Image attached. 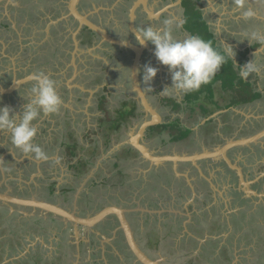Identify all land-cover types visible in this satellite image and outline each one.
I'll use <instances>...</instances> for the list:
<instances>
[{"label":"flooded vegetation","instance_id":"1","mask_svg":"<svg viewBox=\"0 0 264 264\" xmlns=\"http://www.w3.org/2000/svg\"><path fill=\"white\" fill-rule=\"evenodd\" d=\"M70 1L71 0H49L48 2L51 4L53 9L46 8V11H44L40 9L41 4L43 3L42 0H0V69H2L1 67L3 64L6 68L4 74L0 73V86L5 89L11 87L12 85L15 86L11 93L0 94V107L8 106L12 108L17 114H19L25 105V101L30 100L29 89L32 86V82L28 80L27 77H29L33 73L43 71L50 78L57 81V91H59L62 100L71 102L73 106H75V101L81 103L82 98L80 95L84 93H87L92 98L94 97L93 94H90L89 90H83L82 85L94 86L95 84L100 83L103 93L98 95L97 100L99 102L101 100V97L107 98L106 110H102L100 108V103L98 105V111L104 113V117H100V120L106 118V113L109 111H107V108L110 109V107L108 106L111 103L109 97L112 96V90L109 88H112L114 86L113 84L117 78L119 80L118 82H121L123 90L121 91V93H119V95L122 96L120 106L113 108L115 109L116 113V123L118 125H121V128L125 127L127 128V130L130 128V131H132L134 127H137V125L142 124L146 121L153 120V116L146 112L141 101L139 100L137 91H135V80L133 77V64L134 59L136 58L135 51L115 45L105 39V37L103 38V36L99 33L91 30L88 26L81 24L70 10ZM184 1L185 0H181V3L179 4V0H76L75 7L77 12L83 18H85L90 23L97 25L106 34V36L115 38L117 40L121 39L131 42L140 48L141 46H139L135 41L136 28L139 29L140 27L147 28L149 26H152L158 31H163L165 28L163 21L166 19H171L173 21L171 28L174 39L183 40L189 36H195L191 32L186 31V29L184 28ZM195 1L197 2V0ZM222 1L223 3H225V6L229 11L234 12L233 14H238L239 11L241 12L240 9L235 7V5L232 3V0ZM43 4L45 5V3ZM35 9H37V15L38 13L41 15L38 19L40 21L41 28L43 23V29H41L43 33L42 40L44 41V46L47 48V50L50 51V55L46 56V53H42V48H44V46L41 45L40 55L37 56L38 61H35L36 68H34L33 60L31 61L29 59V67H26L27 69H24L20 67V63L18 64L17 60L16 63L13 61L15 60L12 58V55L14 53L10 49L13 48V45L17 46L14 50L17 49V52L20 53V50L22 49L20 48V46L23 42L25 45L30 44L27 48L24 46L21 50L23 53H25V57L29 55L30 50L32 52L34 51L35 41L33 39H27V37H25V34L22 36L21 32H25V30H27L26 33L30 35L32 33H37V31L31 32L33 28L27 25L29 22L28 17L33 16V10ZM250 21L251 24L250 22L249 24L244 23L247 26V28L245 29L256 27L264 30L263 21L260 22L253 18L250 19ZM174 23H178L177 27L173 26ZM35 27H37V25H35ZM237 27L240 28L239 26ZM235 43L238 44L237 42ZM147 46L149 47V49L143 51L140 58V64L138 66L140 85L146 96V99L148 97L150 98V96H154V98H156L155 102H148L154 109H156L161 118L160 120L155 119V122L160 121L159 125L152 126L147 130L145 134V144H147L146 142L148 141L147 146L149 147L150 152L154 153L156 156H174V153L168 155L162 154L164 151V146H160L162 143L161 138L164 136L166 130H170V132L172 131L173 136H175L174 132L176 131V128L189 131L190 129L187 128L186 123H179L178 121L168 124L167 122H165V120H168L170 118H167L166 116L167 113H171L172 115H174L181 110H184V113L188 115V111L190 108L187 109V106H189L190 104L186 103L187 93L183 92L184 97L182 101L179 100L181 98V91H176L175 89H173L169 93H163L165 89L171 87L172 75L169 72L168 68L161 65L155 58L154 46L151 44H147ZM259 48H261V46L253 42L251 48L245 50L247 51V53L244 55L245 51H243L241 55L243 57H246L247 54L249 55V51ZM44 57L47 58V64H50L48 68H46L44 65ZM145 65H151L152 67L158 69L157 76L150 83H153L155 91H152L154 93H149V87H146L143 81L142 69ZM108 77L110 80H104ZM260 78L261 77H258V79ZM14 81L19 83V85H17ZM157 84L160 87L157 86ZM161 84H163L164 86ZM255 90L256 89H253L254 93L261 95V93ZM231 94L233 95V93ZM258 100L260 99H256L250 103L252 104ZM178 101H180V103ZM133 105H136L135 116L131 117L128 122H122V120L119 121L120 114H122V112L124 113L133 109ZM62 106L61 110L67 107L63 103ZM81 107L82 106H76V108ZM68 111V109H65V113L60 114V116L52 115L41 117L39 120H42V122H44L45 124L49 123L51 125L52 122L50 118L57 117L65 122L64 124L66 128V124L68 122H66V120L64 121L63 117L68 116ZM163 113L164 116L166 115L164 118L163 116H161ZM203 118L205 119L204 116ZM204 119L202 120L204 121ZM99 122V120L96 121L97 125L99 124ZM109 123L106 124L109 125ZM101 125L102 124H100V126ZM103 127L104 126L102 125V128L97 127L94 128V130L96 129L98 133L100 132V129H103ZM110 130L113 131V129ZM47 131L48 130L46 129L45 132ZM190 134L191 131L188 136L182 140L174 141L172 140V136H170V139L173 142V145L177 144V146H182L184 145V143L185 145L187 144ZM42 136L43 134H41L39 137H35L37 139L36 142L39 145H41L40 142L43 140L41 138ZM74 136L75 135H73L71 132H68L67 136H65V138L63 137L61 148L64 145L67 146L74 144L76 140ZM147 137L148 139H146ZM234 141L236 140L226 141L225 144L205 143V145L196 144V142L193 141L194 149L191 150V152H184L183 154L177 155H194L202 154L205 152L212 154L222 150L225 145ZM261 141H264V137L259 140V142ZM258 144L260 143H257V145ZM253 145L256 144H251L248 149L244 146H234L226 150L224 155L199 159L196 161V165H194L192 162L175 163L172 161H166L159 164L152 163L141 158L138 151H136L131 146L132 150H130L129 153H132L131 155H134V160L145 167L147 166V169H144L145 173H142L138 176L142 186L144 184H148L149 182H154V186L156 188H151V190H162L165 194L167 193L169 199L166 198L167 200L165 199L166 201L163 202V200L160 199L159 196H155L154 198L156 200L154 201L153 199L149 198L150 193H148V198L152 201H150L144 207L145 209L140 208V204L136 201L131 202L132 199L129 202L121 201L117 203V205H120L125 209H136V211L132 210L125 214L131 224L133 231L134 226L131 216L134 213H137L138 215L143 214L145 223L151 224L150 231L146 233L145 236L147 244H159L163 238L165 240L167 238H170L169 236H177L182 242V247L184 248V250L188 249L187 251L189 252V254H196V256H198L199 258L203 256L210 257L213 254L214 256H218L219 259L222 257H228L230 262H233L234 253H232L231 251L226 252L225 250L214 248L211 244L216 242L217 238L221 237V234L223 235L226 232L234 229L239 231L240 228H238V220L241 222L242 220L244 221L247 217L245 206H248L249 203H251V199H256V197L254 196H252L251 198L247 197L246 193L239 187V184L241 185L242 183V185H244L246 182L251 181L254 185L253 188L259 187L264 190V187H262L264 184V180L261 178V173L262 175H264V163L261 162L262 165H260L261 167L259 169H255L254 167L253 170L247 172L244 175L240 174L237 169L235 170L230 166V161L232 163H236L235 160H237L239 155H242L245 158H256V156L257 158H263L264 151L260 148V146L255 147ZM152 146H155V149ZM244 148H246V150ZM196 149L199 150L197 151ZM12 151H14V155ZM0 152V182L3 179L6 180L10 177L9 171L5 169V164L13 161L15 162L13 172L16 173V176H21L23 174L24 167H27V165L30 166V164H32L31 162H33L34 164L32 169L34 170V172H36V174L38 173L36 164L37 161L33 158L25 157L19 151L13 150L10 142V137H8L7 132H0ZM21 158L24 159L23 162ZM255 158H252L251 160V162H254V165L257 162L254 161ZM50 163L51 161H49V164ZM257 163L260 164L259 162ZM41 164V167H45L43 166L45 162ZM21 165L23 167H20ZM79 167L81 168V166ZM181 171H184L185 175L189 174V176H191L192 178H196L197 180L201 181V183L199 184H201L205 188V191L207 190L210 195H213V192L215 191L213 187H211V182L212 178H214L216 175L218 179L221 180L219 181V183L222 189L223 187L225 188L224 194H221L222 197L220 195L217 196L218 198H221L223 200L222 208L227 209V206H233V208L239 209L238 211L240 212V214L233 212L232 210L230 214L225 211L224 214L219 212L216 216L215 213L216 217L214 216L215 219H213V221H210L211 215L210 213L208 215L207 210L204 214L205 216L202 217V219H199L202 215L198 214V217H194L192 214V218L194 217V220L189 226L187 225L190 230L185 231L184 223L188 220V217L186 215L172 213L175 210H181L184 212L186 211L185 207H183L182 204L176 203V201H179L178 195H180L181 197L184 196V192L186 190V187H181V185L178 184L181 181H184L185 177L184 174H182L184 177L181 176ZM54 175V169L49 170V173L46 174V176H48V181H51H49V183L45 185V188H42L44 189V192H41L39 195L35 194V186L31 184L29 187L32 188L27 187V185L26 187H24L26 193L30 194V197L32 194L34 195L32 197H35L39 200L57 204L63 208H66L70 212L74 211L81 217L94 216L105 207L112 205L108 202L103 203V201L97 202L99 205L97 203H95V205L87 203L86 205L81 206V201L77 199L74 203H70L71 205L68 207V205H65V202H70V200L72 199V195L70 194L74 193L75 191L71 188L64 190L66 185L60 187L58 181H56V179L54 180ZM230 175H233V179L230 178ZM234 178L235 180H237V187L236 184L233 183ZM2 184L4 185L2 187L3 190H6L8 185L10 189L9 191L12 194L24 197L23 195L16 194L15 191H13V188L15 189V187L12 183H8L7 181L6 183ZM185 185L187 186L186 183ZM177 186H179V188ZM181 192L184 194H182ZM200 194L203 195V193ZM190 195L191 197L194 196V194L192 193ZM227 195H229L230 198H225V196ZM233 195H236V198H234ZM28 197L26 196L25 198ZM50 198H52V201L50 200ZM212 199L213 198H211V201ZM259 204L260 205L257 206L254 215L251 217L253 226L248 227L247 225H244L241 229L246 230L245 233L242 231L244 235H248L251 229V232L254 231L253 233L257 234L260 239H264V200ZM13 207L14 208L11 209L10 206L4 205L2 202H0V213L2 214V218L0 217V220L5 218V216H7L10 211H12L13 215H11V217H20L22 220H27L33 225L42 224L43 221L51 225H55L59 230H61L62 236L64 238L66 237L65 224L68 223V226H72L74 228V225L71 222H64L61 217H57L51 213L41 210L34 211L32 209L23 207L20 208L15 205H13ZM76 207H78L79 210L76 211ZM244 207L245 209H242ZM119 224L120 223L117 217L115 215H111L104 221L97 223L93 228H82L87 230L91 245H94L95 238V231H92L94 229H98V234H95L99 236L97 237V239L100 240V242H98V240L96 239V244L100 247L101 250L100 245L105 239H103V235L100 233V230H103L102 227L106 225H110L112 227L110 235L113 241L115 240L114 238H112L114 236V231L118 228ZM260 225L263 227V231L261 230V234L258 233ZM62 226L64 228H62ZM162 232L165 233V237L161 235ZM118 234H120V237H118ZM214 235L216 236V239L213 237ZM116 238L121 239L119 241H122L123 244V247L120 248V256L117 258V264H141L140 262L136 261L135 256L132 254L129 246L127 245L126 235L123 230L116 233ZM135 238L138 241L140 247L146 252V254H148V256L154 259H161L162 263L164 264V259L157 258L146 251V248L142 244L145 238H137L136 234ZM246 238L249 237L245 236V239ZM204 240L205 243H202V241ZM13 248L15 249V244H13ZM259 252H256L255 254H260ZM189 254L187 253V255ZM124 255L126 256L124 257ZM255 256V260L260 257L259 255ZM129 257L131 258L129 259ZM125 258L128 259L127 263L125 261ZM191 260H193V258ZM221 262L222 261H218L217 264H220ZM252 262L255 264L256 261ZM3 263L4 262H2V264Z\"/></svg>","mask_w":264,"mask_h":264},{"label":"rangeland","instance_id":"2","mask_svg":"<svg viewBox=\"0 0 264 264\" xmlns=\"http://www.w3.org/2000/svg\"><path fill=\"white\" fill-rule=\"evenodd\" d=\"M42 1L43 3H45V5L42 3L40 9L44 11H46V8L53 9L51 4L48 2L49 0H42ZM248 7L255 10L257 15L264 16V0H248ZM39 16L41 15L39 13L37 15V9H35L33 10V16L28 17L29 22L27 25L33 28L31 32L37 31L36 34H33V33L31 35L27 34L26 33L27 30H25V32H21L22 36L25 34V37H27V39H30V40L33 39L35 41L34 51L32 52L30 50L29 55L25 57V53H23L21 50L23 49L24 46L27 48L30 44L25 45L23 42H22V45L20 46V48H22L20 50V53L17 52V49L14 50L17 46L13 45V48L10 49L14 53L12 55V58L15 60L13 61L16 63V60H17V63L18 64L20 63V67L24 69H27L26 67H29L30 60L31 61L33 60L34 68H36L35 64L38 61L37 56L40 55V50H41L40 47L41 45L44 46V41L42 40L43 33L41 30L43 29V23H42V28H41L40 21L38 19ZM35 25H37V27H35ZM177 25L178 23H174L173 26L177 27ZM243 31H241V33H239L238 36L234 37V40H233V42H237L238 44H240L239 47H243L245 44H249L248 41H243L244 40V36L242 35ZM44 48H42L43 50L42 53H46V56L50 55V51L47 50L45 46ZM46 59L47 58L44 57L43 62H44L45 67L48 68L50 64H47ZM236 63L241 66V64H239L238 61H236ZM231 65H232V69L234 70V73L239 76L238 69L236 68V66L234 64H231ZM4 66L5 65L3 64L1 67L2 69H0V73H3V74L5 73L6 68ZM104 80L108 81L110 79L108 77L107 79H104ZM118 81L119 80L116 78V81L113 84L114 86L112 88L111 87L109 88L112 90L111 91L112 96L109 97L111 101V103L109 104L110 109L120 106V101H121L122 96L119 95V93H121V91L123 90V86L121 82H118ZM100 85H101L100 83H97L94 86H89V85L83 86L82 85L83 90L84 89L89 90L90 94H93L94 97L92 98L87 93L86 94L84 93L80 95L82 98L81 103H78L75 101V106H73L71 102H66L65 100H63V104L66 105L67 107L63 108L62 110L60 109L59 114H57L56 116H60V114H64L65 109L69 110L67 112L68 116L63 117L64 121L66 120V122L71 120L70 124L69 123L66 124V128L64 124L65 122H63L62 119H59L57 117L50 118L52 122L51 125L49 123L45 124L44 122H42V120L35 122L36 127L38 128L36 137H39L41 134H43V136L41 137L43 140L40 142L41 143L40 146L46 153L49 154L50 159L47 162L37 161L36 163L37 171H38L37 174L32 169L34 164L33 162H31L32 164H30V166L27 165V167H24L23 174L21 176H16V173L13 172L14 167H15L14 161L5 164V169L9 171V174H10V177L8 178V183L13 184V186L16 189L15 190L13 188V191H15L16 194L23 195L24 197L26 196L30 197V194L26 193L25 188L20 187V179L18 180L19 177H22L24 180H26L27 182L29 181V183L35 186V194L39 195L41 192H44V189L42 188H45V185L48 184L49 181H51V180L48 181V176H46V174L49 173V170L54 169L55 174H58L60 172V176H65L64 184H60L58 180L59 186L61 187V186L66 185L64 190L71 188L72 190L75 191L74 193L70 194L72 195V199L70 200V202H65V205H68V207L71 205L70 203L72 202L74 203L77 200V197L81 201V206H84L87 203H91L95 205V203L97 202H103V201H104L103 203L110 202V200L114 202L115 201L116 202H121V201L129 202L132 199L133 201H136L137 203H139L140 208L142 209H145L144 207L150 201H152L149 198L155 201L156 199L154 197L159 196L160 199L163 200V202L167 200L166 199L168 198L167 193L165 194L162 190H155V191L151 190V188H156L154 186V182H149L148 184H144L142 186L141 182L139 181V177H138L139 175L136 172H132V171H136L141 168L147 169L146 168L147 166L145 167L143 165H140L137 161H135L137 165H131V164L124 165L125 159L129 160L127 155L124 154V152L120 156L122 157L121 159L123 160H120V161L118 160L120 163H123V166L121 167V169H123L122 173L112 174L111 171H108V174L106 175L107 176L106 179L100 180V181L98 179L97 180L91 179L92 177L88 176L89 172L75 176V172L72 173L71 172L72 170L70 171V169L66 167L67 165L66 164L64 165L63 158H65L64 156H66V153H64V150H65L64 148H66V145H64L61 148V142H63V137L65 138V136H67L69 130L70 131L73 130L75 131V137L76 138L78 137L79 139V137L82 136L83 134L84 135L87 134L89 130L97 128L96 121L98 120L99 116L104 117V113L98 111V105L100 103V101L98 102L97 100L98 95L103 93V90ZM145 86L151 88L153 87V83L145 84ZM238 88L242 94H248V92H250L252 93V95H255L256 99L262 98L259 94L254 93L251 84L247 80H243L241 77L239 80ZM198 94H199L198 91L193 92L192 98L194 99L198 98L197 97ZM180 95H181V98L179 100L182 101L184 97V93L182 92ZM214 99L215 97L207 101L213 102L212 100ZM231 100L232 99H230V102ZM180 101L178 102L180 103ZM190 103L192 107L197 106L201 108V111H203L204 113V108L206 105H205V101L202 100V97H200L199 100H195ZM77 105L82 106V107L76 108ZM188 108L189 106H187V109ZM106 114H107L106 117L108 116L107 117L108 121L106 119H101L102 125L106 126L108 125L106 123L110 122L109 124L111 126H116L115 121L111 119L109 113L107 112ZM202 119H204L203 116L201 120ZM202 123H204V121ZM46 129L48 130L47 132H45ZM201 129H202V132L204 133V128H201ZM94 135H97L95 131H94ZM88 136L91 137L92 132H90ZM8 137H10L9 134H8ZM36 140L37 139L35 138L33 143H37ZM219 143H222V142H219ZM184 146H185V143H184ZM152 147L155 149V146H152ZM70 149L71 148H69L68 150ZM196 150L198 151L199 149H196ZM93 151H94L93 149L90 150V152H93ZM186 151L188 152V149H186ZM92 157H94V159H93V163L89 164V165H92L90 169L94 166V162L97 160L96 159L97 156L93 155ZM21 159L23 162L24 159L23 158ZM60 159L62 162L56 163V160L60 161ZM113 159L115 160L114 157H108L106 159V163H105L106 168H110V169L112 168V164L111 165L109 164L112 162ZM257 160L264 161L263 158H257ZM49 161H51L50 164H49ZM43 162H45L46 164V165L43 164V166L45 167H41L42 165L41 163ZM237 162L238 161H236V163H232L230 161L231 163L230 166L235 170L237 169L240 174L244 175L243 168ZM261 162L259 161L260 164L256 162L254 166L255 169H259L261 167L260 166L262 165ZM20 167H23V166L21 165ZM119 170L120 169H118L117 172ZM139 173H145V172L140 171ZM184 173H185L184 171H181L180 172L181 176H183L182 174ZM230 178L233 179V175L232 176L230 175ZM261 178L264 180V175L261 174ZM219 181L221 180L218 179L216 175L214 178H212L211 187H213V189L215 190L214 191L212 189L214 191L213 195H210L207 190L205 191V188L201 184H199L201 183V181L197 180L196 178H192L191 176H189V174L185 175L184 181H181L182 183L181 182L178 183L181 185V187H186V190L184 192L185 194L181 192L182 194H184V196L181 197L180 195H178L179 201H176V203L182 204L183 207H185L186 211L184 212L181 210H175L172 213L186 215L188 217V220L184 223L185 231L190 230L188 226L194 220V217L196 216L198 217V214H199V215H202L199 219H202V217L205 216L204 214L206 210L209 209L211 202L218 200L219 205L223 204V200L217 197L219 195L222 197V195L224 194V190H225L224 187L222 189ZM185 183L187 184V186L185 185ZM233 183H235L237 187V180H235V178H234ZM251 183L252 182L249 181V182H246L244 185H242V183L241 185L239 184V187L242 189V191L246 193L247 196L250 194L249 190L251 191L250 189ZM177 187L179 188V186ZM248 187H249V190H248ZM29 188H32V187H29ZM253 192L257 194L256 197L258 198V200L256 201V205L258 206L260 205L259 203L264 200V190L257 187V188H253ZM148 193H150L149 198H148ZM191 193L194 194L193 197H191L190 195ZM200 193H203V195ZM32 196L34 195L31 194V197ZM211 198H213L212 201H211ZM225 198H230V197L229 195H227L225 196ZM234 198H236V195L234 196ZM50 200L52 201V198H50ZM228 207H230L228 210L231 209L233 212L240 214V212L238 211L239 210L238 208L237 209L233 208V206H228ZM245 207L242 209L246 210L247 217L244 221L242 220L240 222L238 220V224H239L238 228L240 229L244 225H247L248 227L253 226V222L251 221V217L249 216V213H251L252 211L248 206H245ZM12 213L13 212L10 211L9 214L5 216V218L0 220V254H2L0 255V264H2V262H4L3 264H84V263L102 264L103 263V255H102L103 253L100 250V247L96 244V241L98 240L97 237H99L98 235H96L98 234L97 233L98 229H94L92 231V232L95 231L94 232L95 238H94V245H90L89 244L90 237H88V232L84 228H79L75 230L72 226H69L65 231L66 237L64 238L62 236L61 230H59L55 225H51L45 221H43L42 224L33 225L27 220H22L20 217L19 218L16 216L14 218L13 216L11 217V215H13ZM192 214L194 216L193 218H192ZM228 214H230V212H228ZM131 217H132L131 219L133 221L134 231H135V234L137 235V238L138 237L140 239L145 238L146 233L150 231L151 224L145 223L143 214L138 215L137 213L136 214L134 213ZM212 219L213 218H210V221H212ZM242 224L244 225L242 226ZM62 228L64 227L62 226ZM102 229H103L102 231L100 229L99 230H100V233L103 235V239L105 238L107 239V241L110 242L111 241L110 233L112 231L111 230L112 227L110 225H106L102 227ZM240 231L241 232L243 231L244 233L246 232V230H242V229ZM243 232L240 238L245 240V236L250 238L254 231L248 235L247 234L244 235ZM161 235L165 237L164 232H162ZM224 236L225 235H223V237ZM118 237H120V234H118ZM169 237L170 238H167L165 240L163 238L159 244L158 243L157 244H153V243L147 244L146 238H145L142 244L146 248L147 252L151 253L153 256L157 258L164 259L165 260L164 264H183L186 261L191 260L192 258H193L194 264H201V263L214 264L212 263V260L214 259L213 254L210 257L203 256L199 258L198 256H196V254H192V253L189 254V252L187 251L188 249L184 250V248L182 247V242L177 236L176 237L169 236ZM119 240L121 239L116 238L115 240L112 241L111 245L107 246V253H106L107 255L105 256V259L107 258L108 264H117V258L119 257L120 248L123 247L122 241H119ZM205 240L202 241V243H205ZM98 242H100V240H98ZM51 243H52V246H51ZM58 243H60V245ZM13 244H15V249L13 248ZM213 247H214V243H213ZM256 248H257L256 251H258L259 242ZM249 252L246 253L243 250L237 251L236 254H234L233 256V259L237 261V263L241 262L242 264H245L246 261H255V258H256L255 254H252L253 253L252 251H249ZM187 253L189 255H187ZM125 256L126 255H124V257ZM130 258L131 257H129V259ZM216 258H218V256H216ZM127 260L128 259L125 258L126 263L128 262ZM217 261H224L223 257L220 259L218 258Z\"/></svg>","mask_w":264,"mask_h":264},{"label":"crops","instance_id":"3","mask_svg":"<svg viewBox=\"0 0 264 264\" xmlns=\"http://www.w3.org/2000/svg\"><path fill=\"white\" fill-rule=\"evenodd\" d=\"M198 1V7L202 13V17L205 20L206 24L208 25V28L212 35L214 36V39L216 41V44L223 42L226 45H230L233 47V49L236 52L235 56V61H238L241 66L245 65L247 62H251L254 60V57L256 55V59L259 63L264 64V47H261L259 49H252V51H249V55L247 54L246 57H243L241 53L245 50H248L251 48L252 44H245L243 47H239L240 44H236L233 42L234 37L238 36L241 31L245 30L247 28L246 24L251 21L250 20H245L242 16V13L239 11L238 14H233L234 12H231L227 9L225 6V3H223L222 0H197ZM256 19L257 21H263L264 22V16L257 15L253 18ZM264 25V23H263ZM239 26L240 28H238ZM233 38V39H232ZM222 46V44L220 45ZM248 57V58H247ZM250 57V58H249ZM264 73L263 71L260 74H252L248 77L247 81L252 85L253 89H256L255 91L261 93L260 100L254 102V103H248V104H242V105H237V106H229L230 99H232L233 95L231 94L232 92H228L222 89V84L220 82H217L213 86V92L208 94L209 98L203 99L205 101V108L204 110L208 113L205 114L203 111H201V108L197 106H191L188 111V115L184 113V110H181V112H178L177 114L172 115L171 113H167V118H170L168 120H165L168 124H171L172 122L178 121L179 123H186L187 128L190 129L191 134L188 137L187 144L177 146V144L173 145V142L171 141V137L173 136L172 131L166 130L164 133V136L161 138V145L164 146V151L162 154H183L191 152L193 150V141L196 142V144H202L205 145V143H219L222 142L221 144H225L226 141L230 140H241V139H248L251 138L252 136L256 135L260 131L264 130ZM258 77H261L258 79ZM262 79V80H261ZM259 80V81H258ZM163 85V84H161ZM157 86H159L157 84ZM164 86V85H163ZM160 87V86H159ZM149 93H154L152 90H154V87H149ZM155 91V90H154ZM188 94V93H187ZM207 95V93H206ZM214 95V96H213ZM215 97L214 100L207 101L209 99H212ZM156 98L154 96H150V98H147V101L155 102ZM148 102V103H149ZM73 103V101H72ZM109 107V106H108ZM109 110V111H108ZM107 111L111 117L112 120L115 121V109H109L107 108ZM164 116V113L161 115ZM202 116L205 117L204 123L201 121ZM189 118V119H188ZM188 119V122H187ZM100 121L97 127L102 128L100 116L98 118ZM71 120L68 121L70 124ZM117 124V123H116ZM176 124V123H175ZM181 125V124H180ZM73 126V125H72ZM71 126V127H72ZM113 126L106 125L103 127V129H100V132L97 133L96 129L89 130L87 134H83L82 136L76 138L74 144L78 145L77 149V157L74 158L73 161L69 159V157L64 156L63 158V163L64 165L66 164L67 168L70 169V171L73 173L75 172V176L88 173V176H91L93 180H104L106 179V175L108 174V171H111L112 174L116 173H122L123 169L121 167L123 166V163H120V160L122 157H120L123 152L124 154L127 155L129 160L125 159L124 165L126 164H131V165H137L135 163L136 160H134L133 156L131 155L132 153H129L131 149L130 141L133 138V133L134 131H130L131 129L123 127L120 128L119 131L115 132L110 130L113 129ZM204 128V133L202 132V129ZM136 129V127H134ZM97 133V135H94ZM73 135H75V131H70ZM92 132V136L89 137L88 134ZM125 132V133H123ZM172 138V140H174ZM148 139V137L146 138ZM147 141V140H146ZM175 141V140H174ZM146 146L148 145V141L146 142ZM257 143H260L257 145ZM254 143L256 145L253 146H260V148L264 151V141L262 142H257ZM253 144V143H252ZM130 145V146H129ZM251 146V143L248 144L247 146L244 145V147ZM149 149V147L147 146ZM65 149V148H64ZM93 149V152H90V150ZM188 149V152L186 151ZM246 150V148H244ZM127 151V153H126ZM62 153V152H61ZM93 155L97 156L96 161L94 162V166L90 169L92 165H89L92 163L94 157ZM63 156V155H62ZM108 157H114L115 160L113 159L112 162L109 164H112V168H106L105 163L106 159ZM255 158V157H252ZM252 158H245L242 155H239L237 158L239 165L243 168L244 174L247 172H250L251 170L254 169V162H251ZM83 160L84 164L81 168H78L77 164L79 160ZM264 159V157H263ZM55 160V159H54ZM119 160V161H118ZM235 160V162L237 161ZM57 161V160H56ZM256 162H261L264 163L263 160H257V156L254 159ZM59 162H62L61 159ZM141 165V164H140ZM120 169L118 172L117 170ZM145 172L144 169H138L136 172L138 175L142 174L139 172ZM70 172V173H71ZM261 173V172H260ZM102 174V175H101ZM262 174V173H261ZM66 175V174H64ZM36 177V176H35ZM64 177L65 176H60V172L58 174H55L56 181L59 180L60 184H64ZM20 179V187L24 188L29 187L31 183L29 181L27 182L24 180L22 177L18 178ZM8 179L5 181L2 180V182L6 183ZM62 187V186H61ZM253 187L254 185L251 183L250 184V189L249 190V195L247 197H256V193L253 192ZM264 187V184L263 186ZM208 197V196H207ZM77 199H79L77 197ZM208 201V200H207ZM256 199H251V203H249L248 207L251 209V213H249V216L252 217L256 211ZM133 202V200L131 201ZM111 203L112 205H117L119 202H114L111 201L108 202ZM135 203V202H134ZM233 205V204H232ZM209 207V206H208ZM227 209H223L222 205H219V201L215 200L214 202L210 203V207L207 210L208 215L210 213L211 218L214 219L215 213L218 214L226 212H231V209L228 210L230 207H226ZM79 210L78 207H76V211ZM212 219V221H213ZM263 222V221H262ZM264 223V222H263ZM67 229L68 223L65 224ZM263 227L260 225V229L258 233L261 234ZM241 230V229H240ZM237 230H231L229 232H226L224 237L221 234L220 238H217V241L214 242V248H218L221 250H225L226 252L231 251L232 253L236 254L237 251H244V252H249L252 251V254H255L256 252H259L260 254H255L259 255L257 260H255V264H264V239H260L257 234L253 233V236L250 238H246L245 240L241 239L240 236H242V232ZM262 230V231H261ZM118 231H122L119 226L118 228L114 231V236L112 238L116 239V233ZM216 239V236H213ZM240 239L238 240L237 239ZM42 242V241H41ZM91 242V241H90ZM256 242V244H255ZM259 242V249L257 250V244ZM111 241H107V239H104L101 243V251L103 255V263L102 264H108L107 258L105 259V256L107 255V246L111 245ZM253 243V245H252ZM60 245V243H58ZM91 245V243H89ZM255 244V246H254ZM52 246V243H51ZM222 246V247H221ZM255 249V251H254ZM250 253V252H249ZM120 256V255H119ZM214 259L212 260V263L217 264L218 258L214 256ZM224 261H222L220 264H235L237 261L230 262L228 257L223 258ZM239 262V261H238ZM241 263V262H240ZM254 264L252 261H246L245 264ZM242 264V263H241Z\"/></svg>","mask_w":264,"mask_h":264},{"label":"clouds","instance_id":"4","mask_svg":"<svg viewBox=\"0 0 264 264\" xmlns=\"http://www.w3.org/2000/svg\"><path fill=\"white\" fill-rule=\"evenodd\" d=\"M232 3L241 10L245 20L256 16V11L248 7V0H232ZM163 24L165 25L163 31H158L152 26L136 28L135 31L136 43L141 47L153 45L155 58L168 68L172 75V85L163 93H169L173 89L184 93L199 91L202 86L212 83L222 66L229 63L236 66L243 80L264 71V64L257 61L256 55L253 61L240 66L235 61L236 52L232 46L221 41L214 44L213 40H206L200 36L176 40L172 35L173 21L166 19ZM242 35L243 41H248L252 45L255 42L264 47V30L250 27L245 29ZM142 72L144 83L150 84L157 76L158 69L145 65ZM27 79L32 82L29 89L30 100L25 101L19 114L8 106L0 107V132L9 134L13 150L38 162L48 161L49 154L39 144L33 143L38 132L35 122L41 117L59 114L63 100L57 91V81L43 71L33 73ZM12 153L14 155V151Z\"/></svg>","mask_w":264,"mask_h":264},{"label":"water","instance_id":"5","mask_svg":"<svg viewBox=\"0 0 264 264\" xmlns=\"http://www.w3.org/2000/svg\"><path fill=\"white\" fill-rule=\"evenodd\" d=\"M181 3V0H179V4ZM76 0H71L70 1V10L73 13V15L80 21L81 24L88 26L91 30L99 33L100 35L105 37L108 41L111 43L118 45L120 47L126 48V49H131L135 51L136 53V58L134 59V64H133V77H134V82H135V91H137V94L139 95V100L141 101L144 109L146 112L150 115L153 116V120L151 121H146L142 124L137 125L136 129H133L134 133L133 138L131 140V146L138 151L140 154V157L143 158L144 160L150 161L152 163H163L166 161H172L175 163L178 162H192L194 165H196V161L199 159H204V158H209V157H215L219 155H224L226 150L234 147V146H244L252 143L258 142L260 139L264 137V130L260 131L256 135L252 136L251 138L248 139H241V140H236L234 142H231L227 145L224 146V148L220 151H217L215 153H202V154H194V155H177L175 154L174 156H156L154 153L150 152V150L147 148L145 144V134L147 130L155 125H159L160 121L155 122V119L160 120V115L154 109L147 101L146 96L141 88L140 85V79H139V73H138V66L140 64V58L142 56V53L144 50H148L149 47L143 46V47H138L134 45L131 42L124 41V40H117L115 38H111L106 36V34L95 24L90 23L87 21L85 18H83L76 10ZM250 58V57H249ZM14 85L11 87H8L7 89L3 88L0 86V94H6V93H11V91L14 89ZM5 181V179H3ZM0 182V202H2L4 205H8L12 208L13 205L18 206V207H23L27 209H32V210H41L45 211L48 213H51L57 217H61L64 222H71L74 225L75 230L79 229L80 227H86V228H93L97 223L104 221L106 218H108L111 215H115L119 221V228L123 230V232L126 235V241L127 245L129 246L132 254L135 256L136 261L140 262L141 264H163L161 259H154L148 256L146 252L140 247L138 241L135 238L134 231L131 227L130 222L128 221L127 217L125 216L126 213L135 210L136 209H125L120 205H109L102 209L100 212H98L94 216H89V217H81L78 215V213L72 211H68L66 208H63L57 204H54L52 202H47L43 200H39L35 197H21L12 194L9 190V186L7 185V189L3 190L2 187L4 186ZM138 211V210H137Z\"/></svg>","mask_w":264,"mask_h":264},{"label":"trees","instance_id":"6","mask_svg":"<svg viewBox=\"0 0 264 264\" xmlns=\"http://www.w3.org/2000/svg\"><path fill=\"white\" fill-rule=\"evenodd\" d=\"M183 5L185 8V26H184V28L186 30H188L189 32H191L193 35L200 36L206 40L211 39V40H213L214 44H216L214 36L209 31L208 25L206 24L205 20L202 17V13L198 7V1L196 2L195 0H185ZM246 53H247V51H245L244 55ZM239 80H240V77L234 73V70L232 69L231 63L225 64L224 66H222L220 72H218L217 75L213 78L212 83H210L209 85H205V86L201 87V89L198 91L199 92V94L197 96L198 98H196V99L192 98L193 92L188 93L186 96V103L189 104L190 102H193L195 100H199L200 97H202V100L209 98L208 94L209 93L211 94L213 92V86L217 82H220L222 84L223 90L230 91L233 93V98H232L229 106H237V105L247 104V103L254 101L256 98H255V95H252V93L248 92V94H242L240 92V90L238 88ZM206 93H207V95H206ZM106 103H107V98L101 97L100 108L102 110H106ZM133 106H134L133 109H131L130 111H127L124 113L122 112V114H120L119 121L122 120V122L123 121L128 122L131 117L135 116L136 105H133ZM204 113L208 114L205 110H204ZM107 117L105 118L106 120H107ZM112 128H113V131L115 130V132H117L121 128V125L116 124V126H113ZM189 133H190L189 130H180V129L176 128V131L174 132V135H175L174 140L175 141L182 140V139L186 138ZM69 148H71V149L68 150ZM77 149H78L77 144H72V145L66 146L65 153H66V156L69 157V159H71V161H73L74 158L77 157ZM78 163H79V166H81V167L83 165H85L84 161L82 159L79 160ZM79 166H77V167L80 168ZM0 217L2 218L1 213H0ZM243 225L244 224H242V226ZM250 232H251V229H250ZM250 232H249V234H250ZM211 245L213 247V243ZM183 264H194V262H193V260H190V261H186Z\"/></svg>","mask_w":264,"mask_h":264}]
</instances>
